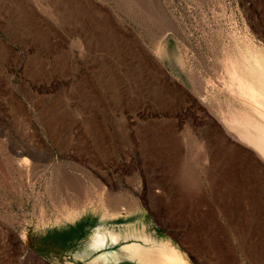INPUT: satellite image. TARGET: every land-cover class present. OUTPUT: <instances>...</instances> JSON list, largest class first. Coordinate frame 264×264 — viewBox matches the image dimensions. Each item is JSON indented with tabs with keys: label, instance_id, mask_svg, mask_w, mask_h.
<instances>
[{
	"label": "rangeland",
	"instance_id": "374dc122",
	"mask_svg": "<svg viewBox=\"0 0 264 264\" xmlns=\"http://www.w3.org/2000/svg\"><path fill=\"white\" fill-rule=\"evenodd\" d=\"M249 52L264 0H0V264H264Z\"/></svg>",
	"mask_w": 264,
	"mask_h": 264
},
{
	"label": "bare ground",
	"instance_id": "6f19581e",
	"mask_svg": "<svg viewBox=\"0 0 264 264\" xmlns=\"http://www.w3.org/2000/svg\"><path fill=\"white\" fill-rule=\"evenodd\" d=\"M248 61L249 64L247 68H245L246 70L243 69L241 70L236 66H229L227 72L230 78V85H233L235 89L239 91V92L237 91L238 94L240 93L242 95V98L247 102V105L248 104L250 105V108L252 109L251 111L254 112L252 119L253 122L251 121L252 122L251 133H253L255 139L258 140L260 149L264 154V57L257 52L256 53L249 52ZM22 159H23L22 161L20 160L22 165L20 164L19 165L22 166L21 167L22 170L24 169L27 172L30 166L29 159L27 157H23ZM102 200L109 202L110 199L108 195H105ZM71 206L64 207L63 205L64 208L63 213H65L66 219L71 218L72 215H74L73 214L74 208ZM161 243L162 245H156L154 247L152 246L153 248H148L146 250L145 255L147 257L148 262L145 263L191 264L186 259V257L183 254H181L179 250L172 247L169 243L168 244L163 242ZM141 246L146 247L145 245H141Z\"/></svg>",
	"mask_w": 264,
	"mask_h": 264
}]
</instances>
